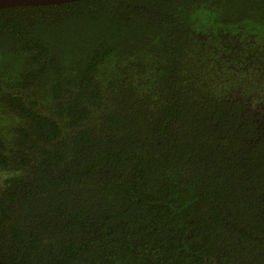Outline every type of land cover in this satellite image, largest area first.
Masks as SVG:
<instances>
[{"label": "trees", "instance_id": "obj_1", "mask_svg": "<svg viewBox=\"0 0 264 264\" xmlns=\"http://www.w3.org/2000/svg\"><path fill=\"white\" fill-rule=\"evenodd\" d=\"M264 0L0 8V264H264Z\"/></svg>", "mask_w": 264, "mask_h": 264}, {"label": "rangeland", "instance_id": "obj_2", "mask_svg": "<svg viewBox=\"0 0 264 264\" xmlns=\"http://www.w3.org/2000/svg\"><path fill=\"white\" fill-rule=\"evenodd\" d=\"M218 93L248 102L249 108L262 115L264 123V73L236 71L215 82Z\"/></svg>", "mask_w": 264, "mask_h": 264}, {"label": "water", "instance_id": "obj_3", "mask_svg": "<svg viewBox=\"0 0 264 264\" xmlns=\"http://www.w3.org/2000/svg\"><path fill=\"white\" fill-rule=\"evenodd\" d=\"M75 0H0V8L21 5H47L71 2Z\"/></svg>", "mask_w": 264, "mask_h": 264}]
</instances>
